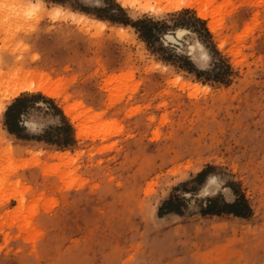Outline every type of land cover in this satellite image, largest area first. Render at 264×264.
Wrapping results in <instances>:
<instances>
[{"label": "rangeland", "instance_id": "obj_1", "mask_svg": "<svg viewBox=\"0 0 264 264\" xmlns=\"http://www.w3.org/2000/svg\"><path fill=\"white\" fill-rule=\"evenodd\" d=\"M28 1L0 0V71L49 55L70 80L16 96L20 138L5 125L16 97L2 100L0 264H264V0H201L206 17L170 0ZM75 102L90 109L79 138ZM242 197L245 217L202 213ZM169 198L180 213L160 215Z\"/></svg>", "mask_w": 264, "mask_h": 264}, {"label": "bare ground", "instance_id": "obj_2", "mask_svg": "<svg viewBox=\"0 0 264 264\" xmlns=\"http://www.w3.org/2000/svg\"><path fill=\"white\" fill-rule=\"evenodd\" d=\"M200 2L201 0H170L168 6L178 9L183 6L196 5L198 15L206 17L208 14H206L205 8L200 5ZM20 6L25 9L39 8L42 11L41 13L46 12V6L43 0L24 2ZM52 10L54 12L53 16L64 15L65 17L74 19L78 17L84 19L85 23L90 22V18L85 14H79L75 11H65L60 4H55ZM214 27V24L210 25V29ZM12 63V68L6 71H0V92L2 94V96H0V114L5 107L2 103L3 99H12L24 91L41 92L50 97H57L62 85L70 80V78L68 79V77H66L68 66H60L61 63L52 59L49 55H35L25 58L21 55L16 57ZM9 64L10 62L6 63V68ZM71 79H73V77H71ZM79 107H83L82 103L75 102L62 107L64 113L75 123V134L78 138L82 137L85 131L82 123L79 121L80 116L77 111ZM89 110V108H82L83 112ZM94 116L96 117V115Z\"/></svg>", "mask_w": 264, "mask_h": 264}, {"label": "trees", "instance_id": "obj_3", "mask_svg": "<svg viewBox=\"0 0 264 264\" xmlns=\"http://www.w3.org/2000/svg\"><path fill=\"white\" fill-rule=\"evenodd\" d=\"M53 1H60V0H53ZM184 12H189L188 10H184ZM183 13V12H182ZM198 22H200L201 24H204V21H202L201 19L199 18H195ZM138 23H141L143 24L144 21L143 20H138L137 21ZM148 23L145 24L144 26H150L149 23H153V24H157V22H153L152 20L148 19L147 21ZM132 26H136V23H131ZM166 25V24H164ZM204 31H205V34L206 36L210 37V34L208 32V30L206 28H204ZM216 54L219 55V52L217 50H215ZM220 56V55H219ZM216 64L217 66H221V65H224L225 68L227 70H230V66L228 64H225L224 63V60H221V58H218V60H216ZM198 74L201 73L200 71L197 72ZM27 99V96H19V97H16L12 104H10L6 110V119H5V125H6V128L8 130V132L16 135V137L20 138L21 136L18 134V132L16 130L13 129V127L10 125V120H9V117H10V113H11V110L13 108H15L16 106H18L19 104H21L24 100ZM206 170L200 172L197 177L200 178L203 174H205ZM239 201L240 202H245V199L242 197V198H238L236 201H234L233 203H225L221 208H215L213 206V203L215 202L214 199H211L209 200V204L206 208V210H204L202 213L203 214H208V213H211V214H216V213H222V212H227V213H232L236 216H240V217H245L247 216L248 212H250V208L248 206H244V208L246 207L247 210L244 212L242 211L241 209L238 208L239 206ZM244 210V209H243ZM167 212H174V213H180V210H178L177 207H175L173 205V200L171 198L165 200L161 207L159 208L158 210V213L161 215V214H164V213H167Z\"/></svg>", "mask_w": 264, "mask_h": 264}]
</instances>
